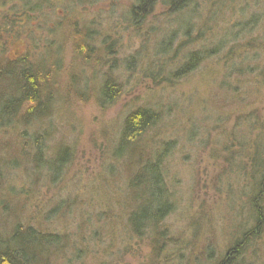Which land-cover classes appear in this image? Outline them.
<instances>
[{
	"label": "rangeland",
	"instance_id": "1",
	"mask_svg": "<svg viewBox=\"0 0 264 264\" xmlns=\"http://www.w3.org/2000/svg\"><path fill=\"white\" fill-rule=\"evenodd\" d=\"M174 1L148 0L140 17L130 13L141 0H0V65L29 59L50 97L40 132L17 120L0 129V170L14 186L0 211L16 207L21 222L63 235L54 264H211L248 218L250 161L264 150V0ZM200 51L205 60L177 79ZM105 74L120 92L100 107ZM144 105L162 117L147 142L167 146L175 200L171 245L157 258L149 238L126 230V166L113 157L125 116ZM36 132L69 156L57 175L28 181L33 148L21 147Z\"/></svg>",
	"mask_w": 264,
	"mask_h": 264
},
{
	"label": "trees",
	"instance_id": "2",
	"mask_svg": "<svg viewBox=\"0 0 264 264\" xmlns=\"http://www.w3.org/2000/svg\"><path fill=\"white\" fill-rule=\"evenodd\" d=\"M175 1L179 2L173 3V7L180 4L182 6L183 0ZM147 4L148 0H141L137 6H132L130 14L140 17L145 15ZM88 47L89 45L87 56L91 53ZM207 55L205 51L188 54L176 71L175 77L184 78L196 68L201 59L205 60ZM40 69L29 59L23 58L15 62L7 60L0 65V129L12 127L15 120L24 123L26 128L27 125H32L39 132L44 129V105L47 106L50 97L45 95L48 77ZM116 83L110 74H105L102 78L94 96L100 107L111 105L119 95L120 86ZM161 118L160 111L151 106L137 107L125 116L113 150L115 160L122 159L123 165L126 166L125 191L130 194L125 201L126 230L129 235L137 238H149L153 244L154 258L171 245L165 243L168 236L165 220L173 213L175 207L173 194L164 180L162 160L168 150L167 146L157 148L147 142ZM46 137L45 134L39 138L36 132L32 139L28 138L27 143L22 144V149L33 148L34 153L24 167L25 170H30L29 166L34 165L32 174L26 177L28 181L35 179L39 172L45 176L57 175L67 161L69 155L66 150L57 148L50 151L46 146ZM262 153V157L255 156L250 161L252 173L249 175L248 218L237 229L234 241L219 252L211 264H264L263 260H260V251L257 253L259 246L257 248L255 245L262 240L260 236L264 231V150ZM7 161V164L12 166L17 159L12 157ZM9 179L6 169L0 170V206L7 204L4 198L10 196V200L14 195V186L10 184ZM4 210L8 214L0 211V264H54L55 259L67 250L63 235L21 222L15 218L16 207L11 210L5 207ZM164 251L166 250L162 253ZM156 264H160L159 261Z\"/></svg>",
	"mask_w": 264,
	"mask_h": 264
}]
</instances>
